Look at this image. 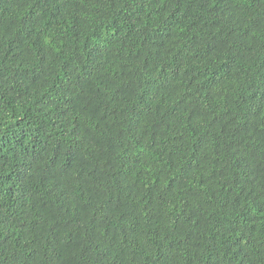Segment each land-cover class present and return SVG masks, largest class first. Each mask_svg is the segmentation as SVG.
Segmentation results:
<instances>
[{
	"label": "trees",
	"instance_id": "obj_1",
	"mask_svg": "<svg viewBox=\"0 0 264 264\" xmlns=\"http://www.w3.org/2000/svg\"><path fill=\"white\" fill-rule=\"evenodd\" d=\"M0 264H264V0H0Z\"/></svg>",
	"mask_w": 264,
	"mask_h": 264
}]
</instances>
